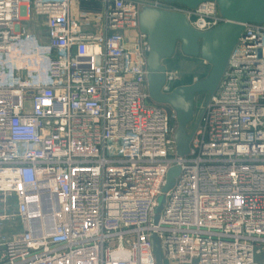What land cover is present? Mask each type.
Returning a JSON list of instances; mask_svg holds the SVG:
<instances>
[{"label": "built area", "instance_id": "built-area-1", "mask_svg": "<svg viewBox=\"0 0 264 264\" xmlns=\"http://www.w3.org/2000/svg\"><path fill=\"white\" fill-rule=\"evenodd\" d=\"M98 1L88 32L76 0H0V229L22 227L0 236V264H157L153 235L163 264H264V22L247 24L180 156L139 14L183 12L203 32L225 21L217 2Z\"/></svg>", "mask_w": 264, "mask_h": 264}, {"label": "water", "instance_id": "water-1", "mask_svg": "<svg viewBox=\"0 0 264 264\" xmlns=\"http://www.w3.org/2000/svg\"><path fill=\"white\" fill-rule=\"evenodd\" d=\"M195 9L208 1H216L225 21L207 30L199 31L189 22L183 12L144 6L139 14V30L148 37L147 86L151 99L160 104L170 105L176 113L178 127L175 132L177 153H189L191 134L187 126L194 119L195 97L207 92L212 95L226 71L229 59L241 35L247 33V24L264 22V0H164ZM177 45L184 55L200 57L211 65L208 76L190 85L176 87L171 93L163 92L167 72L163 61L172 57ZM180 167H172L167 174L163 194L158 200L155 219L158 220L166 200V193L175 184ZM57 202V198H55ZM53 219L51 208L45 209ZM152 249L157 264H163L160 241L151 236Z\"/></svg>", "mask_w": 264, "mask_h": 264}, {"label": "rangeland", "instance_id": "rangeland-1", "mask_svg": "<svg viewBox=\"0 0 264 264\" xmlns=\"http://www.w3.org/2000/svg\"><path fill=\"white\" fill-rule=\"evenodd\" d=\"M98 3L99 2L95 0H76L72 11V20L75 27L88 32L99 31L101 6ZM163 65L166 67L167 72L166 93H171L178 86L191 84L206 78L211 70V65L200 57L184 55L180 45H177L172 57L163 61ZM208 97L209 94L207 92L196 95L194 119L187 126L188 133L191 132L190 130L193 124L195 125L197 114ZM166 108L173 110V108L167 104ZM9 207L12 211L15 210L13 204ZM5 224V228L2 231L0 230L1 237H10L22 231L18 219L8 221Z\"/></svg>", "mask_w": 264, "mask_h": 264}, {"label": "bare ground", "instance_id": "bare-ground-1", "mask_svg": "<svg viewBox=\"0 0 264 264\" xmlns=\"http://www.w3.org/2000/svg\"><path fill=\"white\" fill-rule=\"evenodd\" d=\"M49 218L52 221V223L50 224L49 228L45 229L46 233H50L53 230V219L51 218V216H49Z\"/></svg>", "mask_w": 264, "mask_h": 264}, {"label": "crops", "instance_id": "crops-1", "mask_svg": "<svg viewBox=\"0 0 264 264\" xmlns=\"http://www.w3.org/2000/svg\"><path fill=\"white\" fill-rule=\"evenodd\" d=\"M97 2H99L98 4H100V6H101V2L100 1H98V0H96ZM192 84V83H191ZM187 85H190V84H187ZM6 225V224H5ZM5 225L0 229L1 231L5 228Z\"/></svg>", "mask_w": 264, "mask_h": 264}]
</instances>
